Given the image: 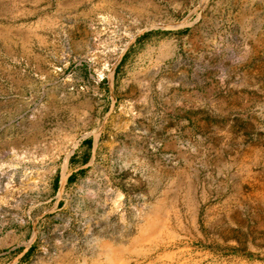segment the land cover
<instances>
[{
  "label": "rangeland",
  "instance_id": "374dc122",
  "mask_svg": "<svg viewBox=\"0 0 264 264\" xmlns=\"http://www.w3.org/2000/svg\"><path fill=\"white\" fill-rule=\"evenodd\" d=\"M250 157L264 0H0V264H264Z\"/></svg>",
  "mask_w": 264,
  "mask_h": 264
},
{
  "label": "crops",
  "instance_id": "0c3cea01",
  "mask_svg": "<svg viewBox=\"0 0 264 264\" xmlns=\"http://www.w3.org/2000/svg\"><path fill=\"white\" fill-rule=\"evenodd\" d=\"M242 171H245V177L241 180V183L247 185L246 195L238 190L236 194L238 199L232 200L234 205L229 209L233 212L234 210L242 212L244 206L240 199H245L247 213H253V216L249 218L253 217L255 219L257 217H255L256 213H262L264 218V160H258L257 158V161H255V158H247ZM232 197H234L233 194ZM256 219L258 220V218Z\"/></svg>",
  "mask_w": 264,
  "mask_h": 264
},
{
  "label": "bare ground",
  "instance_id": "6f19581e",
  "mask_svg": "<svg viewBox=\"0 0 264 264\" xmlns=\"http://www.w3.org/2000/svg\"><path fill=\"white\" fill-rule=\"evenodd\" d=\"M150 24H151V23H150ZM150 24H149V25H150ZM153 24H154V23H153ZM157 26H158V25H157ZM157 26H155V28H156ZM152 27H153V26H152ZM104 69H105V68H104Z\"/></svg>",
  "mask_w": 264,
  "mask_h": 264
}]
</instances>
